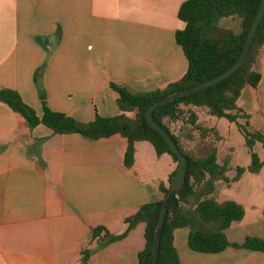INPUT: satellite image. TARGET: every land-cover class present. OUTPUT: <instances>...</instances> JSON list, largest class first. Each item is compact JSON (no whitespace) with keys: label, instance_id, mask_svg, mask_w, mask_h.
<instances>
[{"label":"crops","instance_id":"1","mask_svg":"<svg viewBox=\"0 0 264 264\" xmlns=\"http://www.w3.org/2000/svg\"><path fill=\"white\" fill-rule=\"evenodd\" d=\"M184 1L0 0V89L18 91L39 116L44 101L84 122L118 115L111 82L134 91L163 89L187 72L175 36L185 26L178 16ZM226 20L241 25L237 16ZM258 69L259 84L246 86L238 105L250 126L264 133V48ZM145 142H136L128 167L122 134L91 139L55 134L44 124L30 129L0 101V264H82L88 247L94 252L85 264H139L144 222L145 228L139 223L108 244L93 237L99 225L124 232L127 217L164 197L160 186L169 185L177 167ZM242 182H249L251 194L232 200L244 205L245 215L226 230L238 243L264 238V166L225 186ZM188 236L187 228L174 230L180 264H264V251L228 246L219 253L196 252Z\"/></svg>","mask_w":264,"mask_h":264},{"label":"trees","instance_id":"2","mask_svg":"<svg viewBox=\"0 0 264 264\" xmlns=\"http://www.w3.org/2000/svg\"><path fill=\"white\" fill-rule=\"evenodd\" d=\"M261 3L262 0H185L178 12L185 26L177 29L175 36L188 59L187 72L180 80L163 89L134 91L125 84L111 82V88L118 93L117 104L121 110L115 116L97 114L94 120L84 122L65 112L52 110L46 101L43 114L39 116L18 91L0 89V101L21 114L30 129L44 124L55 134L78 133L91 139L120 133L128 139L125 158L128 167L135 162V144L138 141L150 142L158 155L168 153L177 162L169 185L162 183L160 186L164 194L162 199L141 205L125 219L127 228L120 234H112L102 225L96 226L94 239L100 237L102 244L120 240L137 224L144 222L145 246L139 253V264H153L154 237L160 211L170 191L172 178L179 168L180 157L172 151L161 133L149 124L147 110L164 97L213 79L232 67L245 48ZM235 16L241 19L239 32L219 24L221 18ZM263 48L264 18L248 56L235 73L154 110L156 122L176 141L188 161L185 184L176 193L167 211L159 247V264H180L174 242L176 228L188 229V245L196 252L219 253L228 246L264 251V238L261 237L248 236L243 243L230 241L226 230L234 222L243 219L245 207L235 200L218 201L213 196L218 182L230 184L238 181L245 171L257 173L264 166L254 151L257 142L264 144V133L249 129V115L238 105L243 89L248 85L257 86L261 80L258 65ZM199 107L207 108L213 116L238 123L251 151V163L248 167L238 166L233 178L227 175L231 169L229 161H218V142L222 136L216 127L206 126L200 121ZM240 118L245 119L246 124L240 123ZM93 252L91 247L82 251V264L90 260Z\"/></svg>","mask_w":264,"mask_h":264},{"label":"rangeland","instance_id":"3","mask_svg":"<svg viewBox=\"0 0 264 264\" xmlns=\"http://www.w3.org/2000/svg\"><path fill=\"white\" fill-rule=\"evenodd\" d=\"M227 17L221 21H219V24H228L230 26H233L235 30L239 31L241 30V25L239 24V20L231 21L226 20ZM238 19H240L238 17ZM226 26V25H225ZM200 111V121L204 125L208 126H214L216 127L219 132L222 135L221 140L218 142V161L223 163L225 161H229L231 169L228 171V175L230 178H233L236 175V168L238 166H244L251 162V151L249 147L246 144L245 138L242 135V133L239 130L238 123L232 122L228 120L227 118H219L217 116H213L209 113H207V108L205 107H199ZM239 122L242 124H246V120L243 118L239 119ZM252 127H249L251 129ZM145 143H148L152 146V144L148 141ZM254 151L261 154V156L264 158V144L261 142H257L254 146ZM163 157H172L170 154L165 153L163 154ZM161 156V155H159ZM260 156V155H259ZM173 159V157H172ZM174 165L177 167V162L173 159L172 160ZM158 167H161L164 165V160L157 163ZM224 181L218 182V188L216 193H214V197L220 201L226 200V199H234L238 198L240 196H247V194H251V186L249 182H242L238 186H233L232 188H229L225 186ZM246 206H250V204L246 203ZM140 225H143V228H145V224L141 223ZM145 240V239H144Z\"/></svg>","mask_w":264,"mask_h":264},{"label":"water","instance_id":"4","mask_svg":"<svg viewBox=\"0 0 264 264\" xmlns=\"http://www.w3.org/2000/svg\"><path fill=\"white\" fill-rule=\"evenodd\" d=\"M264 18V0H262V3L260 5V8L258 10V13L256 15V18L252 24L247 43L245 45V48L240 55L239 59L237 62L230 67L227 71L224 73L218 75L217 77L210 79L206 82L200 83L198 85L192 86L190 88L177 91L175 93H172L163 99H161L158 102L153 103L150 105V107L147 110V120L149 124L155 128L157 131L161 133V135L165 138L167 141L168 145L172 149V151L177 154L180 157V165L179 168L172 178L171 181V188L170 191L162 205L160 215H159V221L157 224V228L155 231V237H154V247H153V264H159V247H160V242H161V236H162V230L164 227L167 211L171 205V202L173 198L175 197L176 193L184 186L186 177H187V156L181 151L179 148L178 144L176 141L171 137V135L165 130V128L160 125L158 122H156L155 117H154V110L168 104L169 102H172L176 100L177 98L189 95L193 92L199 91L201 89H204L206 87L212 86L220 81H223L225 78L231 76L233 73L236 72V70L244 63L246 57L248 56L251 47L253 45L256 33L258 31V28Z\"/></svg>","mask_w":264,"mask_h":264}]
</instances>
